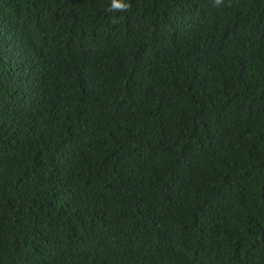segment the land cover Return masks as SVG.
Returning a JSON list of instances; mask_svg holds the SVG:
<instances>
[{
  "label": "trees",
  "instance_id": "obj_1",
  "mask_svg": "<svg viewBox=\"0 0 264 264\" xmlns=\"http://www.w3.org/2000/svg\"><path fill=\"white\" fill-rule=\"evenodd\" d=\"M0 0V264H264V0Z\"/></svg>",
  "mask_w": 264,
  "mask_h": 264
},
{
  "label": "clouds",
  "instance_id": "obj_2",
  "mask_svg": "<svg viewBox=\"0 0 264 264\" xmlns=\"http://www.w3.org/2000/svg\"><path fill=\"white\" fill-rule=\"evenodd\" d=\"M221 0H216V3H220ZM131 5L125 0H111L109 11H128L130 10Z\"/></svg>",
  "mask_w": 264,
  "mask_h": 264
}]
</instances>
